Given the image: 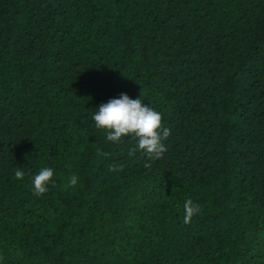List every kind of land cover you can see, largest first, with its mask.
I'll return each mask as SVG.
<instances>
[{
    "label": "trees",
    "instance_id": "16d2710c",
    "mask_svg": "<svg viewBox=\"0 0 264 264\" xmlns=\"http://www.w3.org/2000/svg\"><path fill=\"white\" fill-rule=\"evenodd\" d=\"M121 92L158 159L95 127ZM0 264H264V0H0Z\"/></svg>",
    "mask_w": 264,
    "mask_h": 264
},
{
    "label": "clouds",
    "instance_id": "9594fccd",
    "mask_svg": "<svg viewBox=\"0 0 264 264\" xmlns=\"http://www.w3.org/2000/svg\"><path fill=\"white\" fill-rule=\"evenodd\" d=\"M95 108L91 118L97 129L106 132V141L118 142L126 136L135 141L129 155L142 150L150 158L158 159L166 151L163 141L169 136L170 129L163 127L162 114L150 104H145L140 95L132 98L126 92H121L118 96L102 101ZM15 175L22 177L23 173L18 169ZM53 175L52 167H41L31 180L33 192L36 195L45 193ZM69 183L76 185L77 177L73 175ZM183 210V222L187 224L200 212V206L192 199H186Z\"/></svg>",
    "mask_w": 264,
    "mask_h": 264
}]
</instances>
